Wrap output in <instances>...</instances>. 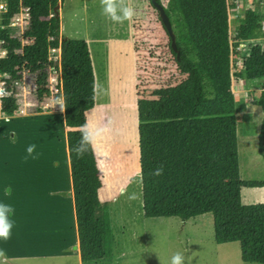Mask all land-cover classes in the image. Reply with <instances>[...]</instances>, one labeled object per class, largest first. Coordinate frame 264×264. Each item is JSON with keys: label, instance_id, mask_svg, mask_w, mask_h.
Returning a JSON list of instances; mask_svg holds the SVG:
<instances>
[{"label": "trees", "instance_id": "1", "mask_svg": "<svg viewBox=\"0 0 264 264\" xmlns=\"http://www.w3.org/2000/svg\"><path fill=\"white\" fill-rule=\"evenodd\" d=\"M58 1L6 0L0 41H4L3 48L11 54L19 47L22 39L16 36L17 28L10 25L11 19L22 9H27L30 21L23 40L28 41L35 52L34 64L28 68L36 74L35 82L40 90L48 86L47 51L59 50L58 62L54 66L59 76L57 96L65 105L67 128L76 129L67 132V145L79 253L82 261H92L103 256L102 203L98 199L101 181L94 152L90 150L83 157H78L73 149L80 139L79 127L86 121L85 113L95 105V75L87 43L67 39L60 34V19L58 10L55 11ZM228 9V0H168L164 7L172 25L177 52L171 49L170 39L169 49L178 71L191 80L192 88L198 95L207 93L211 97L222 98L231 92L234 75ZM48 13L52 16L49 23L44 24L40 21L41 16ZM262 21L264 11L258 9L246 10L244 17L238 20L245 26ZM241 55V70L235 74V79L264 82V49L261 42H246ZM21 67V63L12 62L10 58L0 59V72L9 76L5 80L6 95L0 97L1 109L7 116L14 113L13 94L17 90L12 83L22 80L19 74ZM254 105L264 113V89ZM195 107L196 101L182 119L168 127L160 158L163 175H151L160 166L144 167L141 171L143 216L145 219L176 217L187 221L212 214L216 244L237 242L243 263L264 264V204L243 205L241 202L242 188H262L264 181L241 180L237 151L219 155L192 171L173 170L170 150L179 139L184 120L193 118ZM257 140L258 154L264 160V117Z\"/></svg>", "mask_w": 264, "mask_h": 264}, {"label": "rangeland", "instance_id": "2", "mask_svg": "<svg viewBox=\"0 0 264 264\" xmlns=\"http://www.w3.org/2000/svg\"><path fill=\"white\" fill-rule=\"evenodd\" d=\"M141 1L140 14L135 24V48H136V88H137V115L140 118L141 127L139 140L141 141V162L143 167L161 166L162 147L166 140L168 127L176 120L182 119L185 112L189 111L194 101L197 102L194 116L190 120H184L179 132V139L170 150V160L173 170L178 172L192 171L198 165L222 155L231 149H235L239 159V174L243 181H257L264 179V160L258 154L257 134L263 120V112L253 106L258 98L260 89L264 87L263 81H250L255 87L243 89V80H236L235 74L241 70L243 55L232 61V88L231 92L222 98H214L207 93L198 95L192 88L191 80L181 75L177 69L174 57L169 49V38L165 33L157 14L147 5L148 0ZM167 6L168 0H161ZM234 0H228L233 7ZM242 12L248 9L264 11L263 2L243 0ZM6 0H0V26L2 16L5 13ZM144 11V13H143ZM12 20L14 26L20 29L16 36L22 39L28 24V17L20 12ZM50 13L41 16V22L49 23ZM233 26L230 32H233ZM22 40L17 47L21 51ZM24 52L34 58V53H29L28 46H23ZM15 53V52H14ZM22 58L21 53H15ZM53 56V55H52ZM55 58V57H53ZM98 61V80L101 90L97 93L96 108L88 114V121L99 127L98 117L103 110L113 112L112 129L103 133L96 141L102 160H109L112 151L116 159L123 160L130 151L134 140L136 141V122L134 121V94L132 90L133 77L130 67H125L123 82L109 80V73L115 71L113 61ZM23 67L22 82L16 88L15 105L20 110L16 114L42 112L41 94L32 89L33 77H28L27 68ZM57 63L54 59L48 60V68H53ZM122 66H125L124 64ZM22 67L21 71L23 72ZM55 72V71H54ZM56 73V72H55ZM113 74V73H112ZM58 75V74H57ZM114 76V75H113ZM59 78V76H58ZM0 80L4 77L0 76ZM254 82V83H253ZM257 84V86H256ZM50 85V84H49ZM46 90L50 89V86ZM21 95L17 97L18 93ZM17 93V94H16ZM56 97V95H55ZM26 103V106H25ZM29 104L33 107L28 109ZM59 106V105H58ZM121 118H124V122ZM47 117L41 116L38 120L15 116L9 125L10 131L15 133L14 138L8 139V147L15 154L22 153L27 163L47 164L56 162L55 154L47 149L43 131ZM108 120H110L108 118ZM35 134H34V133ZM40 132V133H39ZM106 132V131H105ZM40 136H39V134ZM42 133V134H41ZM41 137V138H40ZM30 144H36L33 156H28L26 148ZM15 159V171L13 180L16 189H21L22 180L19 158ZM35 157V158H33ZM120 163V162H119ZM17 169V171H16ZM255 189L242 188V204L247 205L249 195L255 194ZM245 203V204H244ZM145 219V218H144ZM151 222H161L152 220ZM150 224V223H149ZM200 237L188 242L180 243L176 235H172L168 226L159 223L148 226L150 237V262L151 264H168L171 256L181 252L185 258V264H245L240 257L239 243L218 245L214 241L212 215H205L201 225Z\"/></svg>", "mask_w": 264, "mask_h": 264}, {"label": "crops", "instance_id": "3", "mask_svg": "<svg viewBox=\"0 0 264 264\" xmlns=\"http://www.w3.org/2000/svg\"><path fill=\"white\" fill-rule=\"evenodd\" d=\"M236 1L244 4L243 0ZM129 3L135 15L130 21L122 24L113 23L102 14L99 0H59L57 4L60 34L67 39L85 41L90 52L95 75V105L85 113L87 121L88 113L96 108L97 93L101 90V83L98 80V61L104 59L114 62L112 68L115 71L109 73L110 81H114L115 77L119 83L123 82L126 66L130 67L133 77L132 114L137 125L136 141L134 140L123 160L116 159L112 149L108 155L110 158L106 161L102 160L96 146L93 151L101 181L98 199L102 203L103 256L92 261H82L80 257L67 145V132L70 128L65 124L64 110L61 111L56 103L62 100L57 96V84L55 89L50 86L48 91L38 92L41 97L43 95L42 99H45L40 113L24 111L23 114L17 115L16 112L20 107L15 105L13 99L14 113L12 116H7L0 105V199H4L15 209L11 217L14 222L12 235L7 241H0V253H2L0 264H151L149 225L159 223L168 226L171 234L176 235V240L186 245L200 237L202 222L208 214L187 221H181L176 217L144 219L143 216L141 171L144 167L141 162L139 140L141 122L136 107L138 94L135 70V24L140 14L141 1L129 0ZM237 25L244 27L238 20L230 21V28ZM123 64L125 66H122ZM243 82L241 86L243 89L255 87V84L253 85L249 80ZM30 107L33 106L29 104L28 109ZM253 107L258 108L256 105ZM15 116L35 120L41 116L47 117L46 124L42 122L41 125L44 126L43 131H46L44 138L47 144L44 146L55 154L56 162L53 164L30 162L28 157L26 163L24 155L20 152L15 154L16 158H13L14 153L9 149L7 140L15 136V133L9 129ZM98 119L99 127L104 129V134L112 129L113 112L103 110ZM121 119L124 122V118ZM17 156H20L21 189L15 188L13 180L15 171L13 162L18 159ZM5 186H10L12 189L11 196L6 198L3 196ZM252 189L256 192L248 196L246 204H264V187ZM132 194H135V199L129 198ZM152 220L161 222H151Z\"/></svg>", "mask_w": 264, "mask_h": 264}, {"label": "clouds", "instance_id": "4", "mask_svg": "<svg viewBox=\"0 0 264 264\" xmlns=\"http://www.w3.org/2000/svg\"><path fill=\"white\" fill-rule=\"evenodd\" d=\"M99 5L102 10V14L113 23L122 24L125 21H130L135 15L134 9L130 6L129 0H99ZM7 55L6 51H0V58ZM57 105L60 106L61 111L64 110L65 105L63 100H58ZM81 136L73 149L78 157H83L90 150L95 151V144L97 139L103 134L104 129L96 126L95 124L85 121L79 127ZM36 144H30L26 148L28 156H33L36 150ZM35 158V157H33ZM163 166L157 167L151 175L161 176L163 175ZM12 194L10 186L3 188V196L9 197ZM130 199H135V194H132ZM14 207L6 202L4 199H0V241H7L12 235V229L14 222L11 217L14 215ZM2 255V253H0ZM168 264H185V258L183 253H174Z\"/></svg>", "mask_w": 264, "mask_h": 264}, {"label": "built area", "instance_id": "5", "mask_svg": "<svg viewBox=\"0 0 264 264\" xmlns=\"http://www.w3.org/2000/svg\"><path fill=\"white\" fill-rule=\"evenodd\" d=\"M251 1L257 3V2H263L264 0H251ZM233 5H234L233 7H229V9H228L229 22L233 21V20H239V19L244 17V13L242 12V4L240 3V1L234 0ZM3 9H5V11L7 10L6 3L4 5ZM22 11L26 15V17H28L27 18L28 19L27 24L29 25V21H30L29 11L27 9H22L20 12H22ZM17 16H18V14L14 16L15 19L18 18ZM13 18L11 19V24H10L11 26H14V23H12ZM14 27H16V26H14ZM232 29H233V32L232 31L230 32V36H231L230 48H231V59H232V61H233V59H236V58L238 59V56L243 53V51L245 49V43L246 42L260 41L262 44V47L264 49V21L257 23L256 25H253V26H245L244 25V27H240L239 25H237L236 27H234ZM19 31H20V29H17V32H19ZM242 32H243V34L239 35V33H242ZM22 43H23V46H25V45L28 46L29 53H31V55L33 53L35 54V52L31 49L30 43L26 40H23V37H22ZM3 45H4V41H0V51H6L3 48ZM23 46L21 47V51L17 50V48L14 50L15 53H21L22 58H19L14 52L11 54V53H8L7 51H6L7 55L5 57H3V58H10L12 62L21 63L22 70H23V67H25V65H28L30 63L34 64V59H35L32 56L29 57V56H27V54H25ZM47 53L49 55L48 60L54 59L55 63H57L56 58L59 55V51L56 49H49L47 51ZM53 57H55V58H53ZM58 58H59V56H58ZM0 59H2V58H0ZM241 63H242V61H241ZM33 64H31V66ZM46 65H47V63H46ZM27 69H28L27 70L28 77L34 78V81L31 82L32 89H34L38 94V92H40L41 90L38 89L37 84L35 82L36 74H32L30 72L29 68H27ZM47 70L49 71V75L46 78L48 85L50 84L49 86H53V89H55V86L57 84H59L58 75H57V73L54 72V67L48 68ZM23 73H25V70H23V72L20 71V73H19V74H21L22 79H23V75H22ZM0 76L4 77V80H0V97H2L4 95H6L5 80L9 79V76L7 74L1 73V72H0ZM21 82H22V80L21 81H14L12 84L14 87L17 86L16 88H18V86ZM47 88H48V86H47ZM46 89H43L42 91H48ZM263 89H264V87L261 90H263ZM56 92H58V91L56 90ZM13 96H15V94H13ZM20 96L21 95L18 93L17 97H20Z\"/></svg>", "mask_w": 264, "mask_h": 264}, {"label": "water", "instance_id": "6", "mask_svg": "<svg viewBox=\"0 0 264 264\" xmlns=\"http://www.w3.org/2000/svg\"><path fill=\"white\" fill-rule=\"evenodd\" d=\"M151 3L153 4V6L157 9L158 13H159V17H160V20H161V24L163 26V28L165 29L167 35H168V38L170 39V47L171 49L173 50V52H177L176 50V46H175V36L173 34V30H172V25L169 21V18L168 16L166 15L165 13V10H164V7L159 4L156 0H151ZM59 8V6L57 5L55 7V11H57ZM76 129H71L69 131H74Z\"/></svg>", "mask_w": 264, "mask_h": 264}, {"label": "flooded vegetation", "instance_id": "7", "mask_svg": "<svg viewBox=\"0 0 264 264\" xmlns=\"http://www.w3.org/2000/svg\"><path fill=\"white\" fill-rule=\"evenodd\" d=\"M159 4H161L163 7H166V5H164L163 3H162V1L161 0H156ZM147 6L150 8V9H152L154 12H155V14H157V16H158V19H159V21L161 22V20H160V17H159V13H158V11H157V9L153 6V4L151 3V0H148L147 1ZM143 13H144V11H143ZM162 25V24H161Z\"/></svg>", "mask_w": 264, "mask_h": 264}]
</instances>
